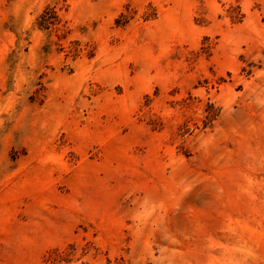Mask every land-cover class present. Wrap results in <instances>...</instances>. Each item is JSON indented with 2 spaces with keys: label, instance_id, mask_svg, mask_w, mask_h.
I'll list each match as a JSON object with an SVG mask.
<instances>
[{
  "label": "rangeland",
  "instance_id": "rangeland-1",
  "mask_svg": "<svg viewBox=\"0 0 264 264\" xmlns=\"http://www.w3.org/2000/svg\"><path fill=\"white\" fill-rule=\"evenodd\" d=\"M0 264H264V0H0Z\"/></svg>",
  "mask_w": 264,
  "mask_h": 264
}]
</instances>
